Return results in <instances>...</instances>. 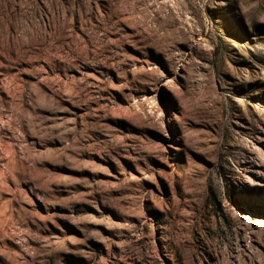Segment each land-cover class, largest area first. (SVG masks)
Segmentation results:
<instances>
[{"label":"rangeland","instance_id":"1","mask_svg":"<svg viewBox=\"0 0 264 264\" xmlns=\"http://www.w3.org/2000/svg\"><path fill=\"white\" fill-rule=\"evenodd\" d=\"M0 264H264V0H0Z\"/></svg>","mask_w":264,"mask_h":264}]
</instances>
